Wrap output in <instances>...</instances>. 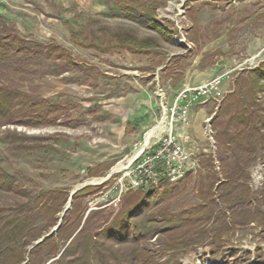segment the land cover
<instances>
[{"label":"rangeland","instance_id":"rangeland-1","mask_svg":"<svg viewBox=\"0 0 264 264\" xmlns=\"http://www.w3.org/2000/svg\"><path fill=\"white\" fill-rule=\"evenodd\" d=\"M140 1L149 16L132 20L113 0H0L1 34L54 42L73 59L42 56L0 74V82L65 109L51 111L49 124L0 126V165L17 187L0 188V264H38L43 252L41 264H264V78L256 71L264 62V0ZM125 37L144 51L104 49ZM216 78L222 98L199 97L186 127L172 120L181 90ZM240 88L261 121L259 133L250 125L241 131L237 146L228 138L242 125L221 106ZM170 127L186 149L198 148V167L151 193L131 189L132 168ZM73 190L82 192L68 208L62 197ZM140 192L145 198L107 230ZM240 193L248 200L229 205ZM59 220L63 229L50 234ZM42 236L40 245H57L53 253L29 249Z\"/></svg>","mask_w":264,"mask_h":264},{"label":"trees","instance_id":"trees-1","mask_svg":"<svg viewBox=\"0 0 264 264\" xmlns=\"http://www.w3.org/2000/svg\"><path fill=\"white\" fill-rule=\"evenodd\" d=\"M113 2L117 5L120 11L128 18L132 20H138L141 17H148L149 7L144 3V1L140 0H113ZM72 39L78 41V37L75 32H71ZM130 38H122L119 42H114L111 38L107 40L104 49H107L109 46L112 47H126L132 51L143 52L142 49H135L134 46L129 43ZM85 45H95L92 41L89 44ZM66 50L63 46L56 44L54 42H40L33 39H28L26 37L20 36L13 29L1 34L0 33V65H2L5 69L4 72L0 71V74H5L8 71L22 72L25 70L27 64L33 61H37L44 57L52 58V59H65V63L73 64V59L71 56L66 54ZM257 72L263 71L261 76L264 78V62L261 64V67L256 70ZM255 71V72H256ZM256 88H259L257 85V80L255 78L252 79V84L250 89L255 91ZM254 93V92H253ZM245 92L239 89V91L234 90L230 94L227 95L226 102L221 106L223 108V113L227 111H231V115L229 117V122L233 121L235 127L239 128L240 131L230 136L229 141L233 142L234 145L242 146L243 139L240 138V133L243 129L249 126L250 130H252V134L259 133L260 127L255 126L256 122L261 121L260 116L255 112H250L246 103L245 96H243ZM251 105H256L255 101L251 103ZM64 108L62 103L50 102L46 98L35 97L19 88H17L13 83L8 82H0V126L5 124H14L18 121H23L22 123L31 126L37 125H45L53 122L56 118H50L49 113L51 111L59 112ZM65 110V109H64ZM227 135L226 130H222ZM222 134V133H221ZM224 134V135H225ZM227 142V140L225 141ZM228 182V181H227ZM226 182V183H227ZM226 183H221V185H227ZM209 185V193H210ZM245 187V185H244ZM0 188L6 191H15L17 188L13 183V178L9 174H7L2 166L0 165ZM153 187H150V193ZM142 191V189H139ZM51 192H46L43 195L47 196ZM82 191H78L74 194L72 198V205L76 207L75 200L78 195ZM208 193V194H209ZM145 198L141 192L136 194H131L130 199L124 203L123 208L118 212L117 216L110 222L107 226V230L113 227V225L117 223H122L124 221L125 216L130 214L133 209H135L138 203ZM68 198L66 196L62 197V201H67ZM248 200V194L240 193L239 197H233V200H230V197L227 199L229 205H233L234 203H239L241 201ZM47 203L45 204V207ZM51 206V205H50ZM80 206V205H79ZM52 214L57 212L58 208L55 202H52ZM54 222V221H53ZM55 224V223H53ZM57 224V223H56ZM63 225L60 226L59 231L63 229ZM233 227H227V231L232 230ZM101 234V233H100ZM99 236V235H98ZM188 243V242H187ZM49 247V251L47 253H53V250L57 249V245L55 243H51L50 240L45 241L44 244H39L35 247L36 252L39 251L40 248ZM44 253L38 254L36 256V260L38 264L46 262L47 259L44 258ZM146 261V260H145ZM147 262V261H146ZM145 262V263H146Z\"/></svg>","mask_w":264,"mask_h":264},{"label":"built area","instance_id":"built-area-1","mask_svg":"<svg viewBox=\"0 0 264 264\" xmlns=\"http://www.w3.org/2000/svg\"><path fill=\"white\" fill-rule=\"evenodd\" d=\"M219 84L220 79L216 78L201 86L181 90L170 106L172 120L180 122L181 126H188L192 105L199 97L203 96L214 100L222 98ZM208 121L209 119L205 121L204 134L208 140L212 141L213 131ZM165 135L160 137L155 144L157 146L148 150L144 158L132 168L131 189L157 188L162 185L163 180L176 182L183 178L187 172L195 171L198 167L199 161L195 157V151L198 150L196 146L195 151L186 149L172 134L171 127Z\"/></svg>","mask_w":264,"mask_h":264},{"label":"bare ground","instance_id":"bare-ground-1","mask_svg":"<svg viewBox=\"0 0 264 264\" xmlns=\"http://www.w3.org/2000/svg\"><path fill=\"white\" fill-rule=\"evenodd\" d=\"M161 127V123H159L157 126H155L154 128L150 129L146 134H145V140H144V144L141 148H139V150L136 152V154L131 157L129 159V162L131 163L132 161L135 160V158L138 157V155L142 152V150L145 148V146H147L149 144V141L150 139L153 137V134H154V131L157 129V128H160ZM119 168H122L121 165H117L114 169H119ZM98 179V178H97ZM91 183V182H90Z\"/></svg>","mask_w":264,"mask_h":264},{"label":"water","instance_id":"water-1","mask_svg":"<svg viewBox=\"0 0 264 264\" xmlns=\"http://www.w3.org/2000/svg\"><path fill=\"white\" fill-rule=\"evenodd\" d=\"M76 191H77V190H73V191L70 193V196H69V198H68V200H67L68 208H69V206L71 205L72 197H73V195H74V193H75ZM60 225H61V220H59V221L57 222V224L52 228V230L50 231V234H53L55 231H57ZM46 236H48V235H46ZM46 236H42V237H41L39 240H37V241L34 243V245H32L29 249H31V248H33L35 245L41 243V242L45 239ZM25 263H26V262H24L23 264H25Z\"/></svg>","mask_w":264,"mask_h":264}]
</instances>
